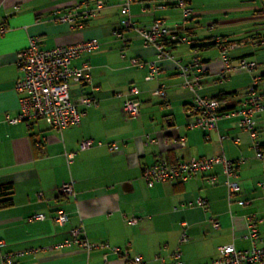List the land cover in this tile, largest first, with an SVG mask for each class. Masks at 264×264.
Listing matches in <instances>:
<instances>
[{
	"label": "crops",
	"instance_id": "crops-1",
	"mask_svg": "<svg viewBox=\"0 0 264 264\" xmlns=\"http://www.w3.org/2000/svg\"><path fill=\"white\" fill-rule=\"evenodd\" d=\"M159 1L133 0L132 19L149 24L162 18L189 38L168 47L182 64L191 66V72L195 59L204 66L202 94L224 91L229 106H238L257 75L264 91V0H195L190 18L180 15L176 0H166L164 8L157 6ZM103 2V8L89 16L95 0H0V25L7 27L0 35V185L13 184V204L0 209V261L3 252H11L18 264H175L174 253L180 250L186 264H220L215 262L219 246L250 248V224L264 242V164L254 146L264 144V112L257 115L256 139L236 117L221 118L210 138L190 129L188 109L194 93L182 85L179 68L159 61L157 47L145 45L134 28L125 27L117 35L124 0ZM71 9L75 20L60 22L59 16ZM31 36L43 48L99 40V49L74 61L80 65L88 60L92 66L89 82L72 85L75 98L89 95L96 102L80 106L84 113L77 126L58 130L42 120L10 121L20 110L16 53L27 47ZM216 36L231 44L232 66L245 57L258 63L256 71L230 70L221 78L219 45L193 48ZM133 58L158 62L160 73L145 80L147 70L137 68ZM159 84L166 86V100L152 94ZM130 85L140 88L137 119H128L122 110ZM220 135L226 137L220 140ZM179 137L185 146L175 141ZM149 138L158 143H149ZM85 139H93V144L82 149ZM112 143L119 148L110 151ZM70 152L75 153L71 161L66 156ZM218 154L236 165L233 180L241 190L231 198L221 164L186 182L150 187L143 177L144 168L158 160L176 163ZM209 175L217 181L209 183ZM71 180L74 193L60 195L61 185ZM198 198L206 201L204 207L191 204ZM244 200L250 203L240 204ZM60 210L68 214L64 224L53 219ZM36 213H44L45 219H31ZM135 216L138 222L128 223ZM79 226L89 241L104 246L90 251L76 243L59 247ZM184 233L189 240L181 241ZM137 255L142 262L133 261Z\"/></svg>",
	"mask_w": 264,
	"mask_h": 264
},
{
	"label": "built area",
	"instance_id": "built-area-1",
	"mask_svg": "<svg viewBox=\"0 0 264 264\" xmlns=\"http://www.w3.org/2000/svg\"><path fill=\"white\" fill-rule=\"evenodd\" d=\"M88 1V0H85ZM195 0H176L178 6L185 18L193 15L192 3ZM133 0H124L121 7L120 26L115 33L121 34V29L125 27L134 28L138 35L142 38L145 45H154L158 50L159 61H170L174 63L183 77L182 85L194 93V101L188 109L191 120L188 122L190 129L199 128L205 132L206 138H210V133L217 130L218 123L221 118H238L240 126L249 131L253 139L257 138V115L264 112V91L258 87V78L247 89L245 98L240 104L233 109H224L228 104L226 98H218L206 94H202L203 81L206 69L198 60L195 59V71L191 72L190 65H184L169 49V45L178 41H190L188 37L181 36L177 27H170L162 18H156L149 24H138L132 19L130 13V5ZM166 0H160L157 4L159 8L166 6ZM95 8L88 10L89 16L96 15L97 11L103 8V0H95ZM74 10H68L59 16L60 22L71 24L75 20ZM7 27L0 25V35L6 32ZM214 40L218 42L221 59L223 61V69L219 71L220 77L224 78L230 70L242 69L254 73L258 67V63L241 57L236 66L231 65L229 50L231 44L223 37L216 36ZM100 42L97 38L81 41L70 45H58L52 48H43L36 36L29 38L27 47L16 53V65L20 76L15 83V89L19 93V113L16 117L10 119L12 123L20 121L32 123L42 120L48 126L61 130L68 127L77 126L81 122L84 113L81 105L89 106L96 104L95 99L89 95H79L75 98L72 85L83 82H89L92 76V66L88 60H84L80 65H75L74 61L82 55L92 53L99 49ZM132 63L139 69H146L147 74L145 80L154 79L161 71L158 62H144L137 58H133ZM193 68V67H192ZM140 88L136 85H130L128 94L124 96L122 102V110L128 119H137L140 115L141 101L139 99ZM154 96L167 99V90L164 84L152 91ZM225 135H220V140ZM149 143L157 144L154 138H149ZM180 145L185 146L186 141L183 137L177 140ZM93 144V139H85L81 141L80 148L86 149ZM256 157L264 164V147L260 143L255 142ZM119 148L117 143L109 145L110 151ZM69 161L75 158V153H67ZM216 164L222 165V172L225 177L224 183L228 189V196L231 198L236 195L241 187L239 183L233 180L236 176V165L228 159L224 154L199 156L176 163H170L167 160H158L154 164L146 166L143 170V177L150 187L165 182H186L196 176L203 175L210 171ZM209 183H215L217 178L215 175L207 177ZM264 186V181L261 182ZM60 195L67 196L74 193V181L65 182L61 185ZM40 191L38 196H42ZM249 200L241 201L240 204H249ZM195 206L204 207L206 201L198 198L191 203ZM44 213H36L31 219H45ZM68 218V214L64 210H60L54 216V220L60 224H64ZM138 217H132L128 220L130 224H136ZM213 225L219 226L218 221L214 220ZM72 239H67L59 247L76 243L85 251H90L98 246L89 241L86 237L83 226L76 227L72 230ZM248 237L251 240V246L248 249H238L233 244L221 245L218 247L220 257L215 260L220 264H264V242L259 234L258 228L254 224L249 225ZM189 237L184 233L181 241H187ZM3 243H1V246ZM117 253L121 252L120 247H113ZM106 258V257H105ZM175 264H186L181 258V251L174 253ZM142 257L137 255L133 261L142 262ZM0 264H18L15 260V254L11 252H3L1 254Z\"/></svg>",
	"mask_w": 264,
	"mask_h": 264
},
{
	"label": "trees",
	"instance_id": "trees-1",
	"mask_svg": "<svg viewBox=\"0 0 264 264\" xmlns=\"http://www.w3.org/2000/svg\"><path fill=\"white\" fill-rule=\"evenodd\" d=\"M223 38H225V37H223ZM214 45H218V42L216 40H214V38H213V41H208L206 43H200V44L194 45L193 48L194 49H199V50H206L208 48L213 47ZM254 78L255 79L258 78V81L260 80L259 75L254 76ZM258 87H259V84H258ZM213 96L214 97H218L220 99L226 98L228 100V97H227L228 93H225L224 91L220 92V93H218L216 95H213ZM233 108L234 107H230L229 104L225 105V107H224L225 110L226 109L227 110L228 109H233ZM261 146L264 147V144L261 145ZM12 194H13V184L12 183H6V184H1L0 185V209L9 207V206H11L13 204Z\"/></svg>",
	"mask_w": 264,
	"mask_h": 264
},
{
	"label": "rangeland",
	"instance_id": "rangeland-1",
	"mask_svg": "<svg viewBox=\"0 0 264 264\" xmlns=\"http://www.w3.org/2000/svg\"><path fill=\"white\" fill-rule=\"evenodd\" d=\"M178 10H179V12H180V15L182 16V17H184L182 14V10L180 9V8H178ZM213 49H215V48H213ZM213 49H210L209 51H207V52H210V51H212ZM252 75V74H251ZM254 80H255V78L252 76V78H251V81H250V83H249V85H252L253 83H254ZM260 82H262V81H260ZM259 82V83H260ZM260 86H262V83L260 84ZM158 99H161L160 97H157ZM191 118V117H190ZM196 129H198V130H201V132H203V130L202 129H199V128H196ZM213 143V142H212ZM213 145H214V143H213Z\"/></svg>",
	"mask_w": 264,
	"mask_h": 264
}]
</instances>
